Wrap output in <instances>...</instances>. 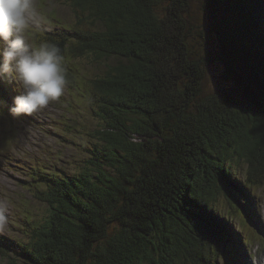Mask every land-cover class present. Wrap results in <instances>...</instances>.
Returning <instances> with one entry per match:
<instances>
[{
	"label": "trees",
	"instance_id": "16d2710c",
	"mask_svg": "<svg viewBox=\"0 0 264 264\" xmlns=\"http://www.w3.org/2000/svg\"><path fill=\"white\" fill-rule=\"evenodd\" d=\"M69 1L90 27L46 29L39 41L56 44L64 58L93 51L98 60L123 62L91 80L103 153L74 174L33 167L32 192L46 210L26 225L28 242L0 237V253L25 264H217L226 244L236 257L242 239L250 241L234 240L229 222L245 215L260 226L250 189L264 184V83L257 82V94L231 73L249 104L203 96L189 0ZM212 3L232 22L223 29L235 56L241 48L249 63L254 53L264 59L263 15L259 30L250 22L254 33L246 18L263 3ZM256 66L264 79V60ZM3 103L9 113L11 100ZM241 163L244 187L235 176ZM220 195L235 214L218 208Z\"/></svg>",
	"mask_w": 264,
	"mask_h": 264
},
{
	"label": "rangeland",
	"instance_id": "374dc122",
	"mask_svg": "<svg viewBox=\"0 0 264 264\" xmlns=\"http://www.w3.org/2000/svg\"><path fill=\"white\" fill-rule=\"evenodd\" d=\"M259 1L263 3L257 9L259 13H254L255 17L246 16L247 22L250 24L253 21L251 24L257 30L261 28V15L264 20V0ZM35 4L40 18L30 25L25 33L31 44L38 45L41 32L46 29L73 31L90 27L84 19H78L69 0H35ZM223 16L225 19L220 13L218 14L217 5L214 6L212 0H189L186 19L189 25H193L191 33L193 52L204 72L201 82L203 96L214 94L227 104H249L243 96L244 88L242 92L239 84L231 78V73H237L247 79L251 90L259 94L257 82L263 84L264 79L260 75L261 69L256 65L264 59L254 53L251 54L252 62L249 63L248 57L241 55V52L245 51L241 48L238 49L239 55L235 56L230 47L231 44L234 45L233 38L231 37L230 42L224 30H230L232 22L227 14ZM248 43L251 49L254 48L252 41ZM260 51L264 55L263 46L260 47ZM89 55L82 58L68 55L64 58L68 79L64 93L58 101L50 103L43 110L32 115L14 117L6 111V106V109L4 108L6 113L0 107L1 238L8 236L22 243L28 242L26 225L32 221V218L41 219L46 210L45 205L38 202L32 192L30 182L33 167L43 165L48 171L57 170L74 174L89 165L91 159L98 160V154L103 153L102 143L95 138L94 131L104 121L102 117L96 115L94 105L90 104L95 93L91 80L108 73L109 67L119 70L123 62L115 55L99 60L94 57L96 54L93 51H89ZM71 71L73 75L69 74ZM242 78L238 77L240 81ZM181 80L187 81V76L183 75ZM5 82H0L4 96L0 99V104H4L3 102L8 99L12 102L13 96L16 95L14 91L17 85L10 83L11 86H7ZM104 164L109 166L107 161H104ZM246 168L247 164L241 163L239 171L235 173L236 180L243 187ZM250 190L255 204L252 211L258 217L261 226L259 228V225L251 223L245 215L242 218L243 222L240 216H235L229 222L232 228L231 235L234 240L237 239L236 236L248 238L250 243L247 244L242 239L244 247L239 244L241 253L236 257L229 250L226 254V246L221 244L217 264H262L264 261V184L260 187H252ZM216 200L222 212L235 214L228 207L224 196L220 195ZM241 201L246 204L243 199ZM240 207L243 208L242 204ZM251 230L254 231L255 236H251ZM247 260L249 263L246 262ZM15 262L25 264L20 259H10L0 253V264Z\"/></svg>",
	"mask_w": 264,
	"mask_h": 264
},
{
	"label": "clouds",
	"instance_id": "9594fccd",
	"mask_svg": "<svg viewBox=\"0 0 264 264\" xmlns=\"http://www.w3.org/2000/svg\"><path fill=\"white\" fill-rule=\"evenodd\" d=\"M35 0H0V82L17 85L8 111L32 115L56 102L68 83L60 48L49 41L38 45L26 30L39 19Z\"/></svg>",
	"mask_w": 264,
	"mask_h": 264
},
{
	"label": "bare ground",
	"instance_id": "6f19581e",
	"mask_svg": "<svg viewBox=\"0 0 264 264\" xmlns=\"http://www.w3.org/2000/svg\"><path fill=\"white\" fill-rule=\"evenodd\" d=\"M14 92H15V94H17L16 91H14ZM14 96H15V95H14ZM251 257H252V256H251Z\"/></svg>",
	"mask_w": 264,
	"mask_h": 264
}]
</instances>
